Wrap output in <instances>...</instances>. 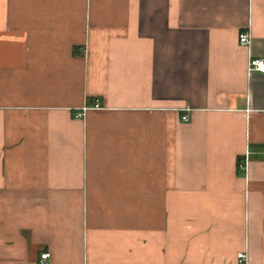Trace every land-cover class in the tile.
<instances>
[{"label": "crops", "instance_id": "1", "mask_svg": "<svg viewBox=\"0 0 264 264\" xmlns=\"http://www.w3.org/2000/svg\"><path fill=\"white\" fill-rule=\"evenodd\" d=\"M261 57L264 0H0V264H264Z\"/></svg>", "mask_w": 264, "mask_h": 264}, {"label": "built area", "instance_id": "2", "mask_svg": "<svg viewBox=\"0 0 264 264\" xmlns=\"http://www.w3.org/2000/svg\"><path fill=\"white\" fill-rule=\"evenodd\" d=\"M240 42L243 45H250L251 42H252V38H251L250 34L248 32L241 33ZM249 69H250V71H259V72L264 73V57L253 58L250 61ZM183 119L185 121H188L189 120V116L186 115V116L183 117ZM242 167L244 168L245 166L242 165ZM50 256H51V253H49V252L43 253L42 256H41L40 263L41 264H47L48 259L50 258ZM246 257H247V255L244 254V253L240 254V258H246Z\"/></svg>", "mask_w": 264, "mask_h": 264}]
</instances>
